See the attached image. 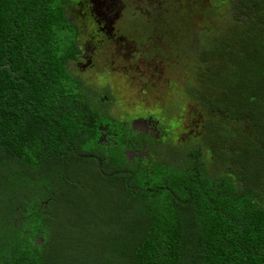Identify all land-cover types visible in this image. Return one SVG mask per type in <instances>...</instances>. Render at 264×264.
<instances>
[{
    "label": "trees",
    "instance_id": "16d2710c",
    "mask_svg": "<svg viewBox=\"0 0 264 264\" xmlns=\"http://www.w3.org/2000/svg\"><path fill=\"white\" fill-rule=\"evenodd\" d=\"M70 3L0 0V264H43L39 253L50 240V206L70 177L65 167L88 158L82 143L95 140L102 121L93 101L98 95L67 64L79 51L76 26L66 13ZM254 4L249 25L231 22L226 33H214L221 46L205 50L206 65L200 63L196 77L218 81L212 86L223 92L218 110L248 114L264 135V0ZM219 57L229 59L230 69L211 70ZM193 161L192 169L167 182L182 195L161 189L173 201L150 205L140 225L121 231L132 240L123 246L126 264H264V194L255 178L245 176L239 185L228 175L199 171ZM105 165L112 168L108 176L125 173ZM125 174L132 182L140 171ZM29 201L36 211L21 209L22 219L13 224V206L25 208ZM39 232L43 241L36 244L32 237Z\"/></svg>",
    "mask_w": 264,
    "mask_h": 264
},
{
    "label": "rangeland",
    "instance_id": "374dc122",
    "mask_svg": "<svg viewBox=\"0 0 264 264\" xmlns=\"http://www.w3.org/2000/svg\"><path fill=\"white\" fill-rule=\"evenodd\" d=\"M254 1L259 5L263 0H71L66 13L76 26L80 50L67 59L68 67L98 97H110L105 109L114 118L127 119L140 110L155 113L167 123L170 140L178 144L173 154L159 155L164 165L178 168L188 163L185 168H189L194 162L190 155L198 150L201 155L195 161L205 174L228 175L239 185L245 176L255 178L264 194L262 131L251 125L248 114L218 110L223 92L221 87L212 89L218 81L207 74L196 77L200 63L206 65L205 50L217 52L221 46L214 33L223 32L231 22H250ZM216 61L218 66L211 70L230 69L227 57ZM89 139L82 145L99 150ZM103 161L100 168L112 171ZM113 165L125 170L123 164ZM100 168L96 156L65 167L70 177L62 181L64 187L50 206L46 222L50 240L39 253L41 263L126 264L123 246L132 240L121 231L140 225L139 216L149 214L151 206L162 208L173 201V194L167 192L146 197L143 171L138 170L141 175L130 182L125 174L129 171L108 176L99 173ZM168 174L167 181L182 176ZM168 188L183 194L179 188ZM32 204L14 205L10 221L18 225L28 207L36 211ZM32 239L41 244L42 233Z\"/></svg>",
    "mask_w": 264,
    "mask_h": 264
},
{
    "label": "flooded vegetation",
    "instance_id": "af4514ba",
    "mask_svg": "<svg viewBox=\"0 0 264 264\" xmlns=\"http://www.w3.org/2000/svg\"><path fill=\"white\" fill-rule=\"evenodd\" d=\"M109 99V96L104 95V97H96L93 100L102 119L95 130V144L99 150L92 151L89 147L86 151L89 158L96 156L99 168L104 160L103 162H111V164L114 162L123 164L125 171H129V173H135L136 170L143 171L141 183L145 190L154 196L161 189L170 186L168 183L171 178L169 181L166 180V175L169 176L168 171L171 172V177L175 172L183 173L184 170L187 171L194 167L191 165V167L185 168L186 163H183L176 168L162 163L159 155L173 154L178 143L170 140L167 123L160 116L138 110L139 113L130 118L116 119L105 109ZM96 151L100 154H97ZM191 154L190 156L195 160L201 155L198 150ZM199 171L204 170L200 167ZM99 173L102 174L105 171L100 168Z\"/></svg>",
    "mask_w": 264,
    "mask_h": 264
}]
</instances>
